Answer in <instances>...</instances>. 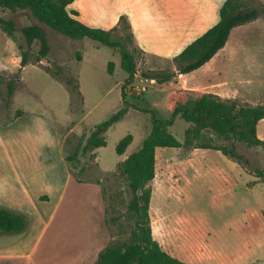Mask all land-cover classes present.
<instances>
[{
    "label": "rangeland",
    "instance_id": "rangeland-1",
    "mask_svg": "<svg viewBox=\"0 0 264 264\" xmlns=\"http://www.w3.org/2000/svg\"><path fill=\"white\" fill-rule=\"evenodd\" d=\"M258 2L264 6V0ZM73 7L70 5V9ZM0 16L14 19L18 28L15 42L0 26V60L9 68L0 70V109L5 114L12 116L13 107L44 113L63 141L66 154L80 142L85 143L94 127L122 108L125 101L128 105L125 117L107 131L106 145L81 153L79 161H74L75 171L84 168L80 174L84 184H78L71 172L73 179L64 190L65 198L47 233L42 235L41 245L46 244L49 232L63 216L61 232H85L86 225L87 232L109 236L111 242L106 246L131 240L134 218L128 212L130 190L118 165L141 147L152 126V111L158 117L169 118L177 102L205 92L243 104L264 103V12L236 26L226 45L210 61L170 81L160 82L155 75L175 71L173 59L147 55L134 41L131 47H136L137 71L132 83L138 88L133 92L125 85L128 73L117 49L88 37L71 38L40 23L47 32L49 55L44 62H31L22 68L10 108L6 107L5 81L17 76L20 69V60L13 61L21 55L18 44L27 47L21 28L39 22L27 10L0 9ZM119 33L125 35L127 31L121 29ZM39 47L35 41L32 52L36 54ZM110 62L114 63L112 73L108 70ZM59 66L64 76L78 81L80 95L73 97L70 88L53 72ZM183 78L188 86L203 88L184 89L177 83ZM0 125H6L2 119ZM189 126L176 118L170 130L184 144ZM257 130L264 139V118ZM129 133L133 141L124 154H118L119 141ZM205 141L211 143V133L205 134ZM239 148L264 169L263 149L242 143ZM66 175L63 163L56 169L57 183L61 184ZM150 186L153 237L171 255L190 264H264V181L244 165L213 148L159 147ZM76 190L77 201L70 203ZM11 235L1 240H9ZM50 263L57 264L58 260Z\"/></svg>",
    "mask_w": 264,
    "mask_h": 264
},
{
    "label": "trees",
    "instance_id": "trees-1",
    "mask_svg": "<svg viewBox=\"0 0 264 264\" xmlns=\"http://www.w3.org/2000/svg\"><path fill=\"white\" fill-rule=\"evenodd\" d=\"M73 1L0 0V9H9L13 12L27 10L39 22L21 28L27 47L18 44L21 52L20 69L16 72L17 76L10 77L5 81L7 108L11 106L16 81L21 79L22 68L31 62L41 63L49 55L50 46L47 32L40 23L71 38L88 37L117 49L122 56V67L128 73L125 85L127 86L134 80L137 71V57L136 47H131L135 41V34L129 18L126 15H121L117 25L111 29L91 27L72 16L71 13L77 14L76 10L69 12L68 6ZM263 12L264 6L258 0H225L220 8L219 21L173 57L176 70L157 72L155 76L160 78V82L170 81L178 74H185L200 68L226 45L236 26L256 19ZM0 26L15 42L18 40L15 35L18 28L14 19L0 16ZM121 29L126 30L127 34H120ZM35 41L40 43L36 54L32 52ZM138 48L140 47L138 46ZM47 69L52 70L50 67ZM108 70L113 72V62L109 63ZM63 71L60 66L53 70L70 88L73 97L75 94L80 95L78 81L72 76H64ZM145 76L149 79L152 78L150 75L145 74ZM127 112L128 105L125 101L122 108L94 127L85 143L80 142L72 153H66L65 159L70 164V170L76 175L78 182L85 181L80 175L84 168L75 171L74 161H79L81 153L86 154L98 147L105 146L107 131L122 120ZM23 113V110L18 109L14 117ZM12 118L13 116L8 115L7 112L5 114L0 109V119L5 124L9 123ZM176 118H181L190 124L185 130L186 142L184 144L170 130ZM263 118L264 103L243 104L236 99H223L220 95L212 92H205L185 102H177L169 118L158 117L152 111V126L141 147L118 165V171L121 176L127 179L130 190L128 212L134 218L131 240L109 244L101 250L94 264H190L164 250L153 237L149 213L152 197L150 183L155 177L157 148L185 145L187 148L217 149L244 165L257 178L264 181V169L259 168L239 148V143H242L250 148L260 147L264 151V139L258 135L257 130V125ZM208 132L211 133V143L205 141V134ZM132 141V134L124 136L117 145L118 154H124ZM28 225L29 219L25 214L0 207V235L23 233Z\"/></svg>",
    "mask_w": 264,
    "mask_h": 264
},
{
    "label": "crops",
    "instance_id": "crops-1",
    "mask_svg": "<svg viewBox=\"0 0 264 264\" xmlns=\"http://www.w3.org/2000/svg\"><path fill=\"white\" fill-rule=\"evenodd\" d=\"M224 1L74 0L68 10L70 13L72 9L77 10L78 15L74 16L86 25L103 29H111L121 15H126L142 51L150 56L173 59L219 21ZM70 5L74 7L70 9ZM19 60L21 55L13 59ZM1 69L9 68L0 60ZM178 75L181 78L182 74ZM177 83L184 89L203 88L188 86L186 78ZM13 109L16 112L21 108ZM14 114L9 123L0 125V207L25 214L29 225L9 240H1L8 234L0 235V264H51V260H58L57 264H94L105 244L111 242L109 236L104 232H87L86 225L85 232H61L64 216L49 232L46 244H40L73 177L65 159L63 141L50 118L35 111H24L17 117ZM63 163L67 175L60 184L56 169ZM77 196L78 190L69 202L77 201ZM151 224L153 233L152 219ZM36 251L41 255L37 256Z\"/></svg>",
    "mask_w": 264,
    "mask_h": 264
},
{
    "label": "built area",
    "instance_id": "built-area-1",
    "mask_svg": "<svg viewBox=\"0 0 264 264\" xmlns=\"http://www.w3.org/2000/svg\"><path fill=\"white\" fill-rule=\"evenodd\" d=\"M128 86V90H130L131 92H133V90H135L136 88H138V87H136V85L134 84V83H130V84H128L127 85Z\"/></svg>",
    "mask_w": 264,
    "mask_h": 264
}]
</instances>
